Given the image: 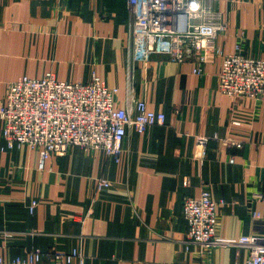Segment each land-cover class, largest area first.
<instances>
[{
	"label": "crops",
	"instance_id": "obj_1",
	"mask_svg": "<svg viewBox=\"0 0 264 264\" xmlns=\"http://www.w3.org/2000/svg\"><path fill=\"white\" fill-rule=\"evenodd\" d=\"M212 5L227 22L217 45L264 59V0ZM132 47L127 0H0V100L24 76L88 83L96 75L118 89L119 107L143 100L165 116L143 134L129 132L118 162L72 146L43 170L38 151L6 148L0 121L3 261H26L38 250L34 264H52L47 254L76 250L82 264H244L248 247L200 253L186 245L182 201L202 190L217 203V237L264 238V100L220 93L218 61L197 75L194 63L163 55L133 62ZM231 117L241 124L230 125ZM198 138L208 139L204 147ZM100 178L111 185L103 192Z\"/></svg>",
	"mask_w": 264,
	"mask_h": 264
},
{
	"label": "built area",
	"instance_id": "obj_2",
	"mask_svg": "<svg viewBox=\"0 0 264 264\" xmlns=\"http://www.w3.org/2000/svg\"><path fill=\"white\" fill-rule=\"evenodd\" d=\"M127 7L133 62L146 64L151 55H163L178 63H194L193 73L199 75L201 65L218 61L220 93L235 101L264 100V59L243 55L240 45L235 46L232 54L217 45L216 38L226 31L227 22L212 8V0H127ZM117 95V88L106 86L96 75L88 83L57 81L52 73H46L41 79L21 77L8 84L7 94L0 100L5 146L38 151L39 170L44 169L52 155L63 156L72 146L83 151H103L107 159L118 162L129 132L143 134L152 126L163 125L165 116L149 110L143 100L135 99L119 107ZM229 124L241 123L231 117ZM207 141L197 139L202 147ZM222 142L240 147L230 139ZM204 155L203 151L201 156ZM110 186L100 178L96 190L103 192ZM36 205L32 201L30 214ZM181 208L187 223V246H197L200 253L213 247L244 246L249 249L244 264H264V238L241 236L224 240L217 237V203L207 190H202L197 197L184 198ZM42 256L35 250L26 261L0 259V264H34ZM47 258L52 264H70L73 259L80 264L83 261L76 250L50 253Z\"/></svg>",
	"mask_w": 264,
	"mask_h": 264
}]
</instances>
